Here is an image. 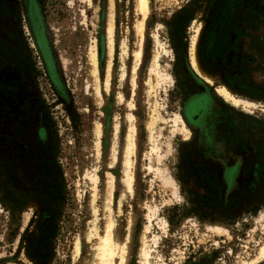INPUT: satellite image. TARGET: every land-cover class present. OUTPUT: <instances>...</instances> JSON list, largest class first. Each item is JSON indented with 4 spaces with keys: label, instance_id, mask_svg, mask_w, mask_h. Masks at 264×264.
Listing matches in <instances>:
<instances>
[{
    "label": "rangeland",
    "instance_id": "rangeland-1",
    "mask_svg": "<svg viewBox=\"0 0 264 264\" xmlns=\"http://www.w3.org/2000/svg\"><path fill=\"white\" fill-rule=\"evenodd\" d=\"M216 2L198 0L185 21L177 13L191 8V0H150L141 42L137 0H30L28 8L26 0H0V264H85L91 258L94 190L86 173L93 167L101 232L114 177L120 242L131 226L127 264H141L142 233L155 208L147 233L160 237L154 264H242L255 256L264 240V0L244 1L241 35L230 34L235 47L225 60L212 61L203 57L201 42ZM95 38L100 92L89 56ZM156 54L164 75L151 74V91ZM226 71H244L255 93L231 86ZM206 90L212 101L196 127L184 108ZM155 104L163 118L153 135L162 158L152 151L149 128ZM199 107L197 100L193 113ZM130 132L133 193L122 181ZM236 162L238 172L228 179L226 169ZM77 238L82 247L75 257Z\"/></svg>",
    "mask_w": 264,
    "mask_h": 264
},
{
    "label": "bare ground",
    "instance_id": "bare-ground-1",
    "mask_svg": "<svg viewBox=\"0 0 264 264\" xmlns=\"http://www.w3.org/2000/svg\"><path fill=\"white\" fill-rule=\"evenodd\" d=\"M110 1L112 2L113 0H110ZM111 5H112V3H111ZM137 6H138L139 11L142 14L141 20L139 21V23L137 25L139 32H140V35H141V42H142L144 40L145 25H146V20L148 18V14H149V10H150V0H137ZM113 33H114V26H113L112 20H109V22H108V34H109V43H110V50L111 51L113 50ZM123 40H125V39H123ZM156 41L159 44V40L157 38H156ZM124 48L126 49V47H124ZM142 52L143 51L141 49L137 51V56H136V57H138L137 62L139 61V58L142 56ZM89 56H90V60L93 64L92 74L94 76L95 88H96L97 92H100L99 91V89H100L99 82L101 79H100L99 74H98L99 70H100V62H99L100 56H99V49L97 46V39L96 38L92 40V45L89 48ZM157 57L158 56L156 54L152 60V64H151L150 70H149V72H150L149 78L147 80L149 85H150L149 87H150L151 91H153L155 88L154 87L155 85H153L152 81H151V74L155 73L158 78H160V77H162V75H164L163 70L160 68ZM192 57H193V62H196L195 57L194 56H192ZM137 65H138V63H136V66ZM112 69H113L112 68V61L110 60L108 65H107V68H106L105 80L103 79L105 87L107 89H109L111 86V71H112ZM200 71L202 72L203 75L205 74V71L202 70L201 67H200ZM135 72H136V68H135ZM124 74H125V72L122 73V75H121L122 78H123ZM157 84H158V82H157ZM119 97L123 98L122 93H119ZM239 100H240V98H239ZM198 102H200V101L198 100ZM243 105H244V103H243ZM245 105H247L248 107L254 106V104L249 102V101H247L245 103ZM161 118H162V116L157 111V104H155L153 107V113L151 115V119L149 121V128H150V131L152 133L151 137L153 138L152 151L156 152V154L158 155L157 157L162 158L163 153L160 152V145L157 142V139H154V136H153L154 132H155L154 130H155L156 122ZM180 118H181L180 116L176 115L174 121L177 122ZM132 128H134V127H132ZM95 134H96V138H97L96 139V146L98 147L101 144V134H102L100 123H97L95 126ZM130 135H128L129 141H128V145L126 148L127 154H126V157H125L124 162H123L124 169H123V178H122L123 180L122 181H123V184L125 186L124 188H126V190L128 192L133 193L134 192V173H133L132 168L134 167V165H133V167H131L130 153H131V151H132V153L135 152L136 144H135V139H134V135H132V132H130ZM118 136H119V126L116 123V125L114 126V136H113L114 143L112 146V152H113L112 155L114 156V158L116 157V154H117ZM95 169H96V167H93L92 170H90L86 173V175L92 181V189L94 190V193H92V201H91L92 205H93L94 218L91 221L92 225H90L88 232H87V240L91 241L90 243L93 247V253H92L91 258L88 261H86L85 264H127V258L129 256L128 255V247H129V242H130L131 226L129 225L127 228L126 238L122 242H120L119 238L117 236V233L115 231L116 224H115V219L113 216V212H114V208H113L114 190H115V186H116L113 175H111L110 178L108 179V189H107L108 196L105 199V204H104L105 211H106V213H105L106 223L104 224L105 225L104 230L101 232L99 227L96 225V222L99 219V214H98V206L96 205V198H97L96 187H97V182H98V175L96 174ZM165 180L168 181L169 178L165 177ZM120 202H121V200H120ZM152 209H153V207H152ZM155 215H157L156 208L154 211H150L147 215L148 222L145 224L144 229H143L142 245H141V248L139 251L141 264H154L152 259L156 256V255L154 256V252L156 251V249L158 247L160 237L158 236V234L157 235L154 234L153 237H151V239H150L147 233L149 231H151V228H153L152 225H153V219L156 217ZM159 225L162 228V230L164 232H166L165 222L160 220ZM94 238H96L97 241H94L93 240ZM150 243H152V245ZM258 245H259V247L256 250L255 256L251 260L243 261L242 264H258L264 260V240L261 241ZM81 247H82L81 240H80V238H77L75 241V244H74V255H75V257L79 255V253L81 251Z\"/></svg>",
    "mask_w": 264,
    "mask_h": 264
},
{
    "label": "trees",
    "instance_id": "trees-1",
    "mask_svg": "<svg viewBox=\"0 0 264 264\" xmlns=\"http://www.w3.org/2000/svg\"><path fill=\"white\" fill-rule=\"evenodd\" d=\"M245 0H218L211 7L212 13L209 17L207 26L204 29V35L201 42V51L204 58L214 61L218 56L225 60L226 55L235 47V43L230 42V33L235 32L237 39L241 35V27L238 26L240 21L239 15L244 8ZM198 3V0H191V8L184 7L178 11L177 16L181 15L185 21L191 16L185 15V12L191 11ZM183 14V15H182ZM236 39V40H237ZM236 60V59H235ZM225 76L232 86H238L241 90L255 93L245 81V72L241 71L231 75L226 71Z\"/></svg>",
    "mask_w": 264,
    "mask_h": 264
},
{
    "label": "flooded vegetation",
    "instance_id": "flooded-vegetation-1",
    "mask_svg": "<svg viewBox=\"0 0 264 264\" xmlns=\"http://www.w3.org/2000/svg\"><path fill=\"white\" fill-rule=\"evenodd\" d=\"M26 4H27V8L30 4V0H26ZM40 14V12H39ZM28 17L30 19L29 13H28ZM40 19V18H39ZM39 24H40V20H38ZM30 26L31 29L33 31L34 36H37V33L35 31V27L32 21H30ZM207 26V25H206ZM205 26V27H206ZM205 29V28H204ZM231 34V33H230ZM203 39V38H202ZM231 42V41H230ZM232 43V42H231ZM219 57V56H218ZM217 57V58H218ZM221 58V57H219ZM226 58V57H225ZM226 73V72H225ZM229 73V72H228ZM230 74V73H229ZM227 79V78H226ZM228 81V80H227ZM55 83V81H54ZM229 83V82H228ZM56 84V83H55ZM57 85V84H56ZM232 86V85H231ZM197 100H199V110L196 111L195 113H193V103H195ZM212 98H211V93L209 91H205L203 93L197 94L194 97H192L186 104L185 108H184V114L187 118V120L194 124L196 127H199L202 123H203V118L206 114V112L208 111V108L210 107ZM238 167H239V162H236L234 165L227 167L226 169V176L228 177V179L233 178V176L238 172Z\"/></svg>",
    "mask_w": 264,
    "mask_h": 264
}]
</instances>
